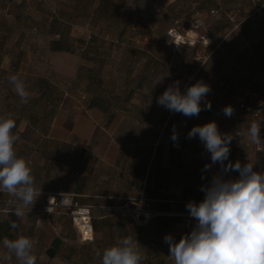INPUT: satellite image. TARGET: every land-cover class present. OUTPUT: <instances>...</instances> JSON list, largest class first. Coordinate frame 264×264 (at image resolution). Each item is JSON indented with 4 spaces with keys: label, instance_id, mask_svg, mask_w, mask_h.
I'll return each instance as SVG.
<instances>
[{
    "label": "crops",
    "instance_id": "crops-1",
    "mask_svg": "<svg viewBox=\"0 0 264 264\" xmlns=\"http://www.w3.org/2000/svg\"><path fill=\"white\" fill-rule=\"evenodd\" d=\"M177 1L165 0L163 6ZM192 1L195 14L206 25L205 18L221 10L212 8L206 14L202 0ZM221 14L229 18V40L208 38L204 45L195 42L193 46L173 47L164 38L138 33L126 43L112 41L129 48L128 55L122 54L121 59L103 66L98 76L91 71L81 90L56 94L48 76L22 70L21 66L9 73L0 64L1 70H7L0 71L6 88L0 116L11 114L16 121L12 131L20 139L14 148L18 157L30 162L34 187L40 192L35 203L43 204L49 194L73 195L79 204L92 207L93 227L92 241L80 242L63 210L51 214L34 212L23 218L8 215L2 223V239L30 237L36 264H101L103 250L130 235L138 241L145 257L142 264H174L164 236L172 234L178 241L191 231L195 221L186 204L199 203L204 198L201 186L220 172L219 164L210 170L204 168L211 162L210 153L198 136L187 138L190 129L215 121L221 133L234 135L229 156L232 163L239 160L242 165H255L264 156L246 137L236 136L252 121H264L259 92L255 94L244 82L262 72L254 74L243 67L261 60L256 53L241 51L249 48V44H242L244 37L247 42L251 37V43H264V0H229V8ZM146 27L150 31L154 28ZM171 29L168 27L166 32ZM56 36L58 39L49 45L50 56L70 53L71 46L63 35ZM61 37L67 50L53 51L52 43ZM225 64L233 68L226 75L221 69ZM107 71L113 74L111 85L107 83ZM12 74L28 86V103H22L13 90L8 80ZM161 78L162 82L155 85ZM176 81L181 92L197 81L207 84L211 89L207 96L211 110L188 118L158 105L157 98ZM240 105L251 106L261 114L247 112ZM226 106L234 110L231 118L223 114ZM173 131L178 135L180 149L171 147ZM237 177V172L224 176ZM7 197L10 196L0 193V198ZM142 202H148L154 213L149 219L134 220L117 210ZM12 221L17 224V235L12 231ZM8 264L18 261L12 259Z\"/></svg>",
    "mask_w": 264,
    "mask_h": 264
},
{
    "label": "clouds",
    "instance_id": "clouds-1",
    "mask_svg": "<svg viewBox=\"0 0 264 264\" xmlns=\"http://www.w3.org/2000/svg\"><path fill=\"white\" fill-rule=\"evenodd\" d=\"M8 80L21 102L28 103L31 94L24 80L16 74L10 75ZM161 82L162 78L155 85ZM210 91L207 84L197 81L181 92L179 81H176L157 98V103L172 113L191 118L203 110H211V102L207 100ZM222 111L228 118L234 114L231 106ZM15 127L16 121L11 114L0 116V193L14 198L8 202L14 203L11 214L23 218L40 192L34 187L30 162L16 154L14 144L20 137L13 133ZM262 127L264 121L254 120L236 136L246 137L253 145L264 146ZM197 136L210 153L211 162L204 168L210 170L212 165L219 164L220 172L201 186L204 198L199 203L189 201L186 204L190 218L195 221L191 231L178 241L172 234L164 236L169 256L174 264H264V170H257L251 162L242 165L239 160L229 161L230 144L235 136L221 133L215 121L193 126L187 133L189 139ZM171 139H178L175 131ZM229 172H237L238 177L225 179ZM11 227L17 228L15 221L11 222ZM2 247L0 261L5 264L13 256L18 264H36L34 242L30 237H5ZM144 260L138 241L129 235L103 250L101 264H142Z\"/></svg>",
    "mask_w": 264,
    "mask_h": 264
},
{
    "label": "rangeland",
    "instance_id": "rangeland-1",
    "mask_svg": "<svg viewBox=\"0 0 264 264\" xmlns=\"http://www.w3.org/2000/svg\"><path fill=\"white\" fill-rule=\"evenodd\" d=\"M164 2L165 0H0V64L8 72H16L21 66L22 70L48 76L55 85V93L60 94L66 90H81L91 71V74L98 76L99 69L103 66L126 57L130 49L114 44V40L126 43L138 33L141 36L150 34L155 39L164 38L168 27L201 45L206 44L204 38L229 40V18L221 14L229 8V0H202L206 14L212 8L223 9L216 16L208 15L205 18L207 25L195 14L194 1L178 0L172 6H163ZM175 17L178 18L177 24L173 23ZM196 21L199 27L193 29L192 25H196ZM148 25H153L152 31L146 27ZM59 33L71 46L68 48L70 53L51 57L49 45L52 40L58 39L56 34ZM236 38L239 42L240 37ZM248 39L247 42L244 37L243 40L246 41L242 44H249V48L241 51L256 53L261 63L250 60L252 63L244 64L243 67L254 74L262 72V75L244 82L250 85L255 94L259 92L260 103L264 107V43H251V37ZM20 62L23 64L20 65ZM221 69L226 75L233 68L225 64ZM107 74V83L111 85L113 74ZM4 84L0 77V107L5 106ZM255 165L257 170H264V156L256 160ZM13 199L0 198V226L14 207L10 204L7 207L6 202ZM33 213L26 212V215ZM12 231L17 235L18 229ZM2 241L0 235V251L3 250ZM0 264L5 262L0 261Z\"/></svg>",
    "mask_w": 264,
    "mask_h": 264
},
{
    "label": "built area",
    "instance_id": "built-area-1",
    "mask_svg": "<svg viewBox=\"0 0 264 264\" xmlns=\"http://www.w3.org/2000/svg\"><path fill=\"white\" fill-rule=\"evenodd\" d=\"M199 27L198 21L196 25H192L193 29ZM165 43L169 46L177 47L178 45H194L195 42L182 37L174 29H171L167 32L164 37ZM203 41V40H202ZM242 109L247 112L261 114L260 110H255L251 106L240 105ZM255 110V111H254ZM261 135L264 136V127L261 128ZM171 147L173 149H180V143L178 140L171 141ZM255 149L257 152L264 153V146H256ZM6 202L7 207L14 205V203ZM48 209V210H47ZM57 210L65 211L70 219L72 227L75 229L78 239L80 242H89L93 239V227H92V216L91 211L92 207L79 204L73 197V195L68 194H49L46 198V201L43 204L35 203L32 209H29L27 212H42L44 214H51ZM124 215L131 217L134 220H137L140 217L149 219L153 216L154 213L150 211V205L148 202H142L139 206L134 205L132 207H121L117 209ZM11 213V210L9 211Z\"/></svg>",
    "mask_w": 264,
    "mask_h": 264
},
{
    "label": "trees",
    "instance_id": "trees-1",
    "mask_svg": "<svg viewBox=\"0 0 264 264\" xmlns=\"http://www.w3.org/2000/svg\"><path fill=\"white\" fill-rule=\"evenodd\" d=\"M63 39H62V37L60 38V40L59 41H57V42H53L52 43V47H51V49L53 50V51H57V52H61V51H65V50H67L66 48H65V46L63 45L64 44V41H62ZM10 215L11 216H13L11 213H10ZM13 217H15V216H13ZM2 231V225L0 226V232Z\"/></svg>",
    "mask_w": 264,
    "mask_h": 264
},
{
    "label": "bare ground",
    "instance_id": "bare-ground-1",
    "mask_svg": "<svg viewBox=\"0 0 264 264\" xmlns=\"http://www.w3.org/2000/svg\"><path fill=\"white\" fill-rule=\"evenodd\" d=\"M204 40H205L206 43L209 41L207 38L206 39L204 38Z\"/></svg>",
    "mask_w": 264,
    "mask_h": 264
}]
</instances>
